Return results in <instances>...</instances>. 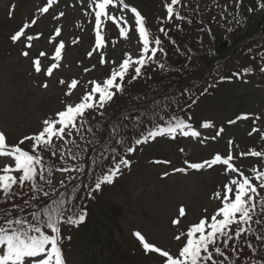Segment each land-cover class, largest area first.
I'll use <instances>...</instances> for the list:
<instances>
[{
  "label": "rangeland",
  "instance_id": "rangeland-1",
  "mask_svg": "<svg viewBox=\"0 0 264 264\" xmlns=\"http://www.w3.org/2000/svg\"><path fill=\"white\" fill-rule=\"evenodd\" d=\"M86 2L59 0L58 5L54 6L55 12L50 9L48 14L40 16L37 9L44 6L46 0H0V130L7 134L9 144L38 133L44 119L54 117L58 110L63 109L61 99L64 98L66 86L60 85L59 79L63 78L67 83L77 79L81 84L92 79L100 80L110 75V69L118 66L125 52L134 58L139 55L142 45L135 33L134 18L126 12L131 25L129 38L125 40L120 37L119 28L107 21L102 27L105 47L89 58L87 53L95 47V25L94 15ZM126 2L147 18V28L151 32L158 31L159 23L156 21L165 18L164 4L167 0ZM11 5L15 9L9 18ZM208 5L214 23L206 39L210 48L213 44L212 35L222 43L233 33V30L228 29H231L232 12L236 7L234 0H208ZM61 10L66 13L65 16L54 20L53 15H58ZM85 12L89 15L85 16ZM34 16L39 17L37 24L27 34L43 35L32 41L31 49H24L20 42L12 44L10 36ZM173 22L174 25L179 24L175 18ZM55 27H61V36L57 41L63 40L66 45L60 67L54 69L52 77L43 73L36 75L31 58L44 51L48 55L41 58L42 66L52 63L48 57L54 53L55 42L49 43V37L54 34ZM73 40L78 42L73 44ZM22 50H28L30 58L23 57L20 54ZM101 53L106 61L103 66L99 64ZM111 60H115L116 64L109 63ZM257 62L254 67L235 63L232 67L236 69L235 74L239 75L233 74V81L219 79L217 86L200 98L191 116L193 129L201 133L198 139L179 134L175 140L158 137L137 147L129 155L131 167L123 169L122 175L112 185L103 186L97 193L98 203H93L96 225L90 227L88 232L68 234L72 237L71 250H64L68 264H148L152 260L149 261V257L143 255L138 241L132 235L135 231L144 234L150 243L177 253L182 247L183 238L182 241H176L174 234L186 230L203 216L213 214L218 206V201L212 198L214 191L220 189L227 177L220 165L200 172L189 170L187 175L173 173V169L186 167L185 160L199 163L212 158L217 152L226 155L228 139L233 140L232 153L237 157L233 163L245 174L250 175L248 169L253 166L264 170V161L260 158L239 155L249 149L264 151V140L260 139V134L248 135L254 127L264 132V65L259 60ZM93 65H96L94 69L84 72L85 68ZM132 73L130 69L125 81ZM44 82L49 85L47 89L41 86ZM82 91L78 85L72 97L64 99L76 102ZM241 113L253 116L234 125L228 124L229 120ZM257 115L261 119L253 123ZM204 121L212 122L214 127H200ZM221 127L225 131L212 139ZM29 143L26 141L24 145ZM157 160L170 163H153ZM8 162L7 158H0V168ZM166 172L168 175L165 177ZM65 178V175H59L57 182ZM180 205L185 206L187 214L182 218L181 225L173 227L170 221L177 215ZM205 208L206 213L203 211Z\"/></svg>",
  "mask_w": 264,
  "mask_h": 264
},
{
  "label": "snow or ice",
  "instance_id": "snow-or-ice-1",
  "mask_svg": "<svg viewBox=\"0 0 264 264\" xmlns=\"http://www.w3.org/2000/svg\"><path fill=\"white\" fill-rule=\"evenodd\" d=\"M79 2L84 3V0H79ZM58 3L59 0H46V4L39 7L37 11L40 16L48 14L50 9L55 12L54 6ZM86 6L91 9V14L94 15L95 25V47L87 53L89 58L94 52L105 47L102 27L107 21H111L119 28L120 37L125 40L129 38L131 25L126 18V12L131 13L134 18L135 33L138 34L142 47L139 49V55L135 58L132 54L125 52L124 58L118 66L110 69V75L100 80L92 79L81 84L77 79H71L70 83H67L63 78L59 79L58 83L66 86V91L63 93L64 98L72 97L73 90H76L78 85L83 91L76 102H69L62 98L63 109L58 110L54 117L44 119L38 133L24 136L17 143L9 144L7 134L0 130V158H7L9 161L0 168V197H3L7 202L18 194L16 189L28 187L33 193L30 199L37 202L30 216H22L19 212L13 215L11 211L0 215V264H68L64 245L65 241H71L72 237L65 235L63 229L66 226L79 228L85 224L88 211L86 207H77L73 203V197L66 195L69 189L75 191L78 188V185L74 183L78 177L68 175L65 179H61L59 187L64 191H59L53 186V181L50 178L54 168L44 159L42 153L50 152L53 157L59 153V157L64 158L66 146L75 144V141L69 138L74 133L80 134L85 123V114L91 111L103 115L104 107L113 100L117 93H123L125 78L130 69L134 71V75L131 76L129 83L142 76V69L158 62V53L166 56V52L161 46L162 40L158 36L154 39L150 38L152 34L147 28V18L126 0H87ZM179 7H187V5L182 4V0L166 2L164 4L166 16L163 20L158 18L156 23L163 24L165 20L172 22L173 18L178 21L186 20L187 18L177 10ZM260 7L264 9V0H261ZM14 9L15 6L11 5L8 13L9 18L13 15ZM226 11L227 7H225ZM65 14L61 10L58 15H53V19L59 20ZM84 15L88 16L89 13L85 12ZM38 18L34 16L30 22L25 21L23 26L10 36L11 43L20 42L24 45V49H31L32 41L43 35V33L35 36L27 34L28 30L37 24ZM187 22L191 23V20ZM237 23L240 21L237 20ZM228 31H232V29H228ZM159 32L166 34V29L160 27ZM60 36L61 27H55L54 34L49 37V43L55 42L54 53L48 57L52 63L42 66L41 58L48 55L44 51H40L35 58H31L36 75L43 73L47 77H52L54 69L60 67L66 47L63 40L57 41ZM77 42V40L72 41L73 44ZM173 43L175 42L173 41ZM20 54L25 58H30L28 50H22ZM105 63L104 55L101 53L99 64L103 66ZM109 63L115 65L116 61L111 60ZM95 67L96 65L85 68L84 72L87 73ZM158 67L163 69L165 65L159 63ZM41 86L45 89L49 87L47 82ZM252 116L253 114L250 113H241L235 119L229 120L228 124L234 125L238 121L249 120ZM260 119L259 115L255 116L253 123ZM200 127L207 129L214 125L212 122L204 121ZM224 131L223 127L219 128L212 139H216ZM253 133H259L260 139L264 140V132L260 128L254 127L248 135L251 136ZM178 134L197 139L201 135L199 131L193 129L190 123L174 117L166 126L154 125L146 135L137 138L135 143L137 145L146 144L158 137L175 140ZM111 136L115 143H121L117 139L118 128L113 127ZM26 141L30 142L28 149L22 147ZM90 143L102 144V141L92 140ZM199 143L202 144L204 141H199ZM227 145L226 155L217 152L212 158L199 163H189L185 160L186 167L173 169V173L187 175L189 170L200 172L205 168L220 165L223 166L221 170L227 179L219 190L214 191L212 198L218 201V206L213 214L203 216L186 230H180L178 234H174L176 241H182L183 238L182 247L177 253H171L169 250L150 243L140 231L133 232L132 235L146 256L158 254L162 258L161 264H226L229 261L231 264H236V260L240 259L243 251L241 246L246 245V248L251 250L252 257H256V259L253 261L250 257L248 260L242 261V264H264V235H255V230L252 228L253 217L256 215L258 205L260 211L264 213V193L260 191L264 190V170L253 166L248 169L250 175L245 174V171L233 163L237 159L232 153L233 140L228 139ZM107 151L113 153V163L107 169L101 170V174L95 178L88 194L89 199H93L92 193L101 191L103 186L112 185L115 179L122 175L123 169L131 167V161L126 156L115 158L114 148H105L100 152L97 160L93 161L97 167H99V161L104 160ZM134 151L133 147L127 149L128 154ZM180 151L183 152L184 149L181 148ZM69 155L71 159L77 160L81 154L72 153L69 150ZM239 155L260 158L264 161V151L249 149ZM153 163L167 164L170 161L157 160ZM55 171L62 174L74 171L79 174L83 172V165H77L75 168L65 166L55 169ZM167 175V172L164 173L165 177ZM45 184L49 186L50 191L45 190L43 187ZM41 202L44 204L43 207L40 206ZM28 206L32 207L31 204ZM203 211L206 213L207 209L205 208ZM186 214L185 206L180 205L177 215L170 221L171 225L173 227L181 225L182 218L186 217ZM255 223L260 224L262 221L257 219ZM247 233L255 236L259 247L253 242L245 240ZM232 257H236V260H233Z\"/></svg>",
  "mask_w": 264,
  "mask_h": 264
},
{
  "label": "trees",
  "instance_id": "trees-1",
  "mask_svg": "<svg viewBox=\"0 0 264 264\" xmlns=\"http://www.w3.org/2000/svg\"><path fill=\"white\" fill-rule=\"evenodd\" d=\"M235 1L236 8L233 9V20L230 24L233 33L224 39L226 43L224 47H221L219 39L212 35L213 44L209 48L206 39L214 23L207 4L208 0H182V4H186L187 7H179L177 10L187 19L182 21L179 28L169 22L159 24V28L166 29V34L160 33L159 30L151 32L153 39L158 36L162 40L161 46L166 56L158 53V62L142 69V76L129 83L131 76L134 75L133 71L128 80L124 82L123 93H117L114 96L113 100L104 107L103 115L91 111L86 113L80 134L74 133L69 138L74 140L75 144L66 146L64 158H60L59 153L56 157L51 156L50 152L42 153L44 159L54 168L50 178L53 186L59 191H64V189L59 187L56 179L58 175L78 177L74 181L78 188L75 191L69 189L66 195L73 197V203L77 207H86L88 211L85 224L79 228L64 227L65 235L70 232L74 234L88 232L90 227L96 225L97 216L93 203L96 205L98 203V192L92 193L93 199H89L88 194L95 178L101 174V170L107 169L113 163V153L107 151L104 160L99 161V167H97L93 161L97 160L100 152L105 148H114L115 158L121 156L128 158L130 154L127 153V149L138 147L139 145L135 143L137 138L146 135L154 125L166 126L174 117L183 119L192 125L191 116H193L195 105L201 97L217 86L219 79L233 81L236 69L232 66L235 63H245L254 67L259 60V63L264 65V9L260 7L261 0ZM188 20H191V23H188ZM237 20L240 23H237ZM159 63L164 64L165 67L163 69L158 67ZM113 127L119 129L117 137L121 141L119 144L112 139ZM92 140L102 141V144L90 143ZM29 145L30 143L22 147L28 149ZM69 150L72 153L81 154L80 158L71 159ZM85 150H87L86 154ZM80 164L83 165V172L79 174L74 171L65 174L55 171L65 166L75 168ZM43 187L45 190H51L46 184ZM16 191L18 194L7 202L0 197V215L11 211L13 215L19 212L22 216H30L37 203L30 199L32 191L28 187L18 188ZM260 191L264 193V190ZM39 195L42 196V194ZM29 204L32 207H29ZM40 206H44L43 202ZM21 209L23 211H20ZM257 219L262 223H255ZM252 228L255 230V235H264V213L260 211L259 205L253 217ZM245 240L259 247V242L251 233L245 235ZM71 241H65V251L71 250ZM241 247L243 251L240 259L236 260V257H232L236 260V264H242V261L250 257L253 261L256 259L252 257L251 250L247 249L246 245ZM143 255L149 257V261L152 260L148 264H161V257L154 254L146 256L143 253ZM226 264H231V262H226Z\"/></svg>",
  "mask_w": 264,
  "mask_h": 264
},
{
  "label": "water",
  "instance_id": "water-1",
  "mask_svg": "<svg viewBox=\"0 0 264 264\" xmlns=\"http://www.w3.org/2000/svg\"><path fill=\"white\" fill-rule=\"evenodd\" d=\"M224 46V45H223Z\"/></svg>",
  "mask_w": 264,
  "mask_h": 264
}]
</instances>
